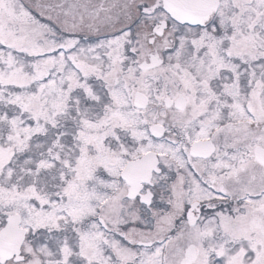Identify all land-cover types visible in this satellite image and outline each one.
Wrapping results in <instances>:
<instances>
[{"label":"snow or ice","instance_id":"6c2138e0","mask_svg":"<svg viewBox=\"0 0 264 264\" xmlns=\"http://www.w3.org/2000/svg\"><path fill=\"white\" fill-rule=\"evenodd\" d=\"M0 264H264V0H0Z\"/></svg>","mask_w":264,"mask_h":264}]
</instances>
